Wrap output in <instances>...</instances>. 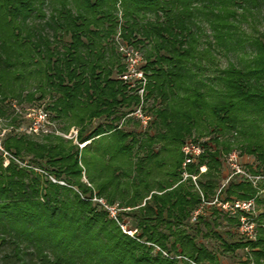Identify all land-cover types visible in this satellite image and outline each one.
Instances as JSON below:
<instances>
[{
  "label": "trees",
  "instance_id": "1",
  "mask_svg": "<svg viewBox=\"0 0 264 264\" xmlns=\"http://www.w3.org/2000/svg\"><path fill=\"white\" fill-rule=\"evenodd\" d=\"M261 5L264 0H0V118L15 126L13 101L46 97L49 119L76 128L75 144L10 131L2 141L10 157L27 162L3 166L0 155V246L8 241L13 264H218L184 226L200 222L209 231L210 210L236 233L235 217L201 206L225 181L218 182L222 158L233 148L253 159L249 168L242 164L248 173L264 177V29L255 26ZM128 51L140 53L142 78L132 86L121 78ZM137 107L148 117L143 129L153 128L139 141L117 125L131 118L141 127L132 115ZM92 120L99 121L92 127ZM101 139L103 158H82ZM186 140L199 142L202 152L182 169ZM182 172L196 176L197 190ZM92 198L105 206L118 200L121 211L109 217ZM218 198H253L255 239L236 233V241L220 246L249 251L245 264H264V180L252 186L232 176ZM199 206L203 211L190 222ZM123 217L134 235L120 229Z\"/></svg>",
  "mask_w": 264,
  "mask_h": 264
},
{
  "label": "rangeland",
  "instance_id": "2",
  "mask_svg": "<svg viewBox=\"0 0 264 264\" xmlns=\"http://www.w3.org/2000/svg\"><path fill=\"white\" fill-rule=\"evenodd\" d=\"M118 10L116 12H114L113 14L116 16H119V6L117 7ZM260 9V13L261 16L260 20L258 22L255 23L256 28L258 29L259 32H262L264 29V5H261L259 7ZM242 28L246 31H249V27L245 24L242 25ZM206 33L207 29L205 30ZM143 52V49L141 50ZM127 58H130V61L128 60L129 64H128V73L125 74L124 76H121L123 81H127V80H131V85H134L136 82L133 80H137V79H141V73H139V70L137 69V64L139 63L140 60V53L136 52L133 53V55L131 54L130 51H128V54L126 55ZM226 59L225 57L221 56L218 60H219V64L220 66H224L226 63ZM228 59H231V56L228 57ZM138 94H141V90H137ZM49 102V100L45 97L41 100H34L31 103H26L23 102L21 104H16L14 101L12 102V110H13V114L16 115V125L15 126H10L8 125V119L6 118H0V155L3 158L2 159V165H6L8 160H12L13 162L17 163L19 166H25V163H27L26 161L24 162H20L17 161L16 158H12L8 155V153L3 149L2 146V141L4 140L6 134L10 131V132H22L25 134H31L28 133L27 131V126L29 124V120L26 118V113L29 110H42L45 113H47L48 118L50 116H53L52 112H48L47 110L45 111V106L47 105V103ZM151 101L148 100V103H150ZM133 116H135V118L140 120V124L141 127H139L138 122L135 119H128L127 122H122L121 120L117 122V125L119 128L124 129L126 131H130L133 133L134 138L136 140H143L145 134H152L153 132V128L152 126H150L148 129H143V127L146 125V122H148V117L145 116H141V113L137 107V109L134 111V113L132 114ZM130 117V116H129ZM26 119V121H25ZM49 120V127L47 129V131H45L44 133H37V134H31L34 137H36L37 139L40 137V135H47V134H52L54 136H58L61 137L65 140H72L73 144H75V135H76V128L74 126H68V129L65 130L64 128L66 127V121L61 120V119H48ZM141 120H145V124H143L141 122ZM99 121V120H98ZM98 121H94L92 120V124L91 126L93 127L95 124L98 123ZM206 136L201 137V140H206ZM105 139H101L98 142H95L90 148L85 149L82 152V158H103V154H101L102 152V146L105 143L104 142ZM199 140V141H201ZM186 142H190V143H198L199 142H192L191 140L188 141L186 140ZM160 144L156 143L152 146V148L156 151L158 149V146ZM200 145V144H199ZM82 146V144L78 145V147L80 148ZM232 150L238 151L236 148H233ZM238 153V152H237ZM143 156V151H138V156L137 158H140ZM107 158V157H106ZM225 158V157H224ZM224 158H222V167H221V171H220V175H219V184L222 183L225 179V177L228 175L229 173V169L225 163ZM239 161L241 164L244 165V167H248L250 166L249 163L253 162V159L249 156H245V155H238ZM249 168V167H248ZM36 171L40 172V170ZM81 181L82 182H86V180L84 179V177H81ZM61 183V182H60ZM87 184V183H86ZM88 185V184H87ZM92 202H98L103 208H110L111 210L108 211V216L110 217V212H113L114 215L118 214L121 209H119L118 207V200H115L114 204L111 206H105L103 205L104 201L101 199H95L92 198L91 199ZM258 210V208H256ZM126 210V209H123ZM203 211V210H201ZM209 212V213H207ZM207 212H205V220L208 222L209 225V231L208 229H205L203 224L200 222H197L195 224L186 222L184 229L191 235H193L194 240L196 243L202 244L203 246H205L207 249L212 250L217 258H218V264H245V258H251L250 252L245 250V249H237L234 252H223L221 251V246H220V242L221 240L225 241V242H234L237 240L238 236L235 233V227L228 223L226 221V219L224 217H221L219 215H212L210 214V210H208ZM203 213V212H202ZM120 229L126 233L128 236L134 235L135 230L130 226V220L128 218L123 217V223L121 225H119ZM197 231V232H196ZM216 234L218 235V237L213 235ZM6 240H8L7 237H5ZM8 241H6L3 245L0 246V264H13L15 263L13 257L9 256L11 254V246L10 244L7 243ZM155 251H157L156 247H153V251L152 253H154ZM6 256H9L8 258H6ZM169 256L175 257L176 260H180L179 256H176V253L170 251ZM248 264H252V263H248Z\"/></svg>",
  "mask_w": 264,
  "mask_h": 264
},
{
  "label": "built area",
  "instance_id": "3",
  "mask_svg": "<svg viewBox=\"0 0 264 264\" xmlns=\"http://www.w3.org/2000/svg\"><path fill=\"white\" fill-rule=\"evenodd\" d=\"M26 118L29 120V124L27 126L28 133L37 134V133H44L47 131L49 127V118L47 113L42 110H29L26 113ZM143 124H145V120H141ZM180 151L183 155V160L181 163V168L183 169L187 164H190L194 161L195 157H197L201 152V146L196 143L185 142ZM225 163L229 169L228 175L225 177V181L220 186V188L226 183V181L232 177L237 176L243 180H247L251 183L252 186L259 180H264L263 176L259 175H252L248 173V171L242 166L239 161L238 153L236 151H230L224 158ZM205 171L204 166L198 167V172L203 173ZM189 177L195 186V178L196 176L187 175L185 172H182V178L185 179ZM220 188L216 190L215 194L213 195L210 202H203L201 199V206L202 205H216L220 208L221 211L225 212L228 216L235 217L237 219L236 225V233L239 237L243 240L252 241L255 239L256 230H255V218L257 214V209L253 198L249 199H229L227 201H219L218 193ZM201 196V195H200ZM201 206H199L196 210H194L189 218L190 222H194L196 215L201 213ZM109 211L110 208H107ZM111 217H114V213L110 212Z\"/></svg>",
  "mask_w": 264,
  "mask_h": 264
}]
</instances>
